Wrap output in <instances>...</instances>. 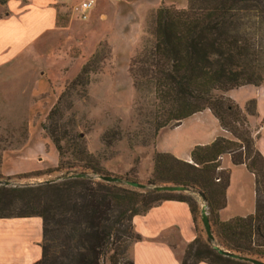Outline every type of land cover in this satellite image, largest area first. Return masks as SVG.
Returning <instances> with one entry per match:
<instances>
[{
	"label": "trees",
	"instance_id": "1",
	"mask_svg": "<svg viewBox=\"0 0 264 264\" xmlns=\"http://www.w3.org/2000/svg\"><path fill=\"white\" fill-rule=\"evenodd\" d=\"M9 1L0 0V4ZM108 51V45L101 43L70 87L85 88ZM129 74L137 93L143 85L154 87L158 110L152 122L154 135L209 109L235 136V140L219 138L210 146L196 147L192 162L156 153L150 185L186 187L197 192L212 212H219L227 205L231 178L230 170L221 169L224 155H231L235 165H246L256 179L255 213L220 222L213 232L215 241L194 240L181 264H252L227 257L220 249L264 262V157L250 130L238 133L232 125L248 127V116L257 115L256 102L247 104L245 114L231 99L215 95L247 85H264V0H188L186 9L162 7L135 50ZM58 117H62L60 104L49 115L54 124L43 126L59 154L58 166L46 173L65 171L63 179L39 186H0V218H10L1 213L2 206L18 203L21 213L16 217L43 220V256L35 264H102L107 249L116 243L112 262L124 264L118 256L125 257L128 245L141 237L133 231V224L132 231L123 226L163 201L187 203L195 220L199 206L186 193L150 191L143 195L121 183L78 177L86 172L109 175L86 150L81 135L69 139ZM63 141L69 143L68 149ZM67 154L72 161H65ZM77 166L82 172H73Z\"/></svg>",
	"mask_w": 264,
	"mask_h": 264
},
{
	"label": "rangeland",
	"instance_id": "2",
	"mask_svg": "<svg viewBox=\"0 0 264 264\" xmlns=\"http://www.w3.org/2000/svg\"><path fill=\"white\" fill-rule=\"evenodd\" d=\"M20 1L28 3L30 0ZM83 2L85 0H67L62 3L59 6L61 29L56 33H48L16 58L11 64L12 69L8 70L13 71L12 81L4 82L0 78V186H39L63 179L65 171L46 173L57 167L59 154L50 135L43 128L46 124H54L53 120L49 121V115L60 104L62 117L56 119L64 131L69 133V139L81 135V142L105 174L122 179L121 184L127 188H133L128 182L146 185L147 189L134 188L144 195L154 188L149 180L154 173L156 153H159L156 139L162 129L154 135L152 122L158 113L154 87L143 85L142 91L137 93L131 77L120 67L122 62L118 55L117 35L129 24L132 30L129 42L139 32L132 50L134 55L145 32L150 30L157 11L162 7L186 9L188 0H135L127 3L131 9V20L117 22V38L108 35L112 19L106 20L105 16H114L116 8L113 3L109 0H95L87 12V19H84L81 9ZM138 5L142 6L141 15L136 13ZM7 12H10L7 5L0 4V19ZM101 43H106L111 52L104 53L98 72L90 75L89 84L85 88L70 87ZM215 95L229 98L222 91L215 92ZM5 103L9 108L2 106ZM247 104L245 107L239 106L245 114ZM252 117L255 116H248V127L244 128L234 122L232 125L238 129V133L248 128L255 139L257 133H264V120L253 127L250 121ZM227 132L231 134V140H235V136ZM62 144L66 149L69 148L66 141ZM237 152L240 150L237 149ZM65 161H72L70 154L65 156ZM220 163L222 165V159ZM38 171L42 172L40 176L30 175ZM73 172H82V168L77 166ZM84 174L89 178L100 179L92 172L80 175ZM186 194L192 196L199 206L195 215L198 238L207 241L209 238L202 222V212L206 210L212 232H215L218 224L223 222L219 215L221 210L212 212L197 192L189 191ZM1 210L5 216L18 218L16 216L21 213V205L8 204L2 206ZM131 224L133 222L125 223L123 229L127 226L132 231ZM132 244L128 245L125 257L118 256L121 263L129 264L131 261L129 251ZM116 245L107 249L102 264H113L111 257L115 254Z\"/></svg>",
	"mask_w": 264,
	"mask_h": 264
},
{
	"label": "crops",
	"instance_id": "3",
	"mask_svg": "<svg viewBox=\"0 0 264 264\" xmlns=\"http://www.w3.org/2000/svg\"><path fill=\"white\" fill-rule=\"evenodd\" d=\"M65 1L67 0H30L28 3L11 0L8 2L7 7L10 12L0 19V78L2 81H12L13 71L9 72V69H12L11 64L20 54L31 49L48 33H56L61 29L59 6ZM109 1L113 3L116 11L113 17L105 14L106 20L112 19L108 35L110 38H117V22L131 20V9L127 3L135 0ZM136 13L141 15V5L137 6ZM129 25L124 26L123 31L118 32L117 36L119 37L118 55L122 62L120 67L130 77L132 50L139 38V32L137 31L134 40L129 42L132 36L131 25ZM6 52L9 54L5 55ZM226 95L241 107H245L251 100L256 102L257 116L250 120L253 127L264 120V85L243 86L226 92ZM2 106L9 108L7 103ZM261 134L257 133L255 136L256 148L264 157V133ZM220 137L229 140L232 138L231 134L222 128L213 112L207 109L185 119L176 127L162 129L156 139V149L159 153L170 154L179 160L192 162V153L196 147L210 146ZM221 159V169L231 172L230 185L226 193L227 205L219 212L221 220L225 222L236 217L254 214L257 201L254 174L247 169L246 165H235L230 155H224ZM133 226L134 231L141 237V240L132 244L129 251L134 264H181L187 246L198 238L190 206L175 200L163 201L146 214L135 216ZM42 245L43 220L40 217L0 218V264H35L42 259Z\"/></svg>",
	"mask_w": 264,
	"mask_h": 264
},
{
	"label": "water",
	"instance_id": "4",
	"mask_svg": "<svg viewBox=\"0 0 264 264\" xmlns=\"http://www.w3.org/2000/svg\"><path fill=\"white\" fill-rule=\"evenodd\" d=\"M87 177V175H79L78 177ZM101 180L107 181V182H116V183H121L123 182L122 179L120 178H116V177H112V176H105V177H100ZM128 184L132 187L135 188H139V189H147L148 187L144 184L138 183V182H128ZM153 191L158 192V193H188L189 190L186 187H182V186H173V185H166V186H158V187H154ZM202 222L203 225L205 227V230L207 232L208 238L214 242L215 241V237L213 235L212 232V227H211V223L208 217V214L206 212V210H203L202 212ZM219 252L227 257H232L234 259L240 260V261H245V262H249L252 264H264L263 261L257 260V259H253V258H249V257H243L234 253H230L228 251L222 250L220 249Z\"/></svg>",
	"mask_w": 264,
	"mask_h": 264
},
{
	"label": "built area",
	"instance_id": "5",
	"mask_svg": "<svg viewBox=\"0 0 264 264\" xmlns=\"http://www.w3.org/2000/svg\"><path fill=\"white\" fill-rule=\"evenodd\" d=\"M94 5V0H85V2L82 3L81 9H82V17L84 19H87V12L89 9H91Z\"/></svg>",
	"mask_w": 264,
	"mask_h": 264
}]
</instances>
